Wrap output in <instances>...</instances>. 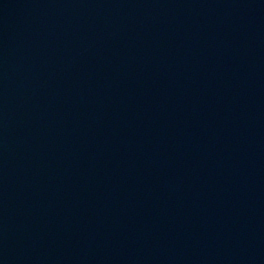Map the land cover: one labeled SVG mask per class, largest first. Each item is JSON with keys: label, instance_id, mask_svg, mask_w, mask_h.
I'll return each mask as SVG.
<instances>
[{"label": "water", "instance_id": "obj_1", "mask_svg": "<svg viewBox=\"0 0 264 264\" xmlns=\"http://www.w3.org/2000/svg\"><path fill=\"white\" fill-rule=\"evenodd\" d=\"M0 264H264V0H0Z\"/></svg>", "mask_w": 264, "mask_h": 264}]
</instances>
